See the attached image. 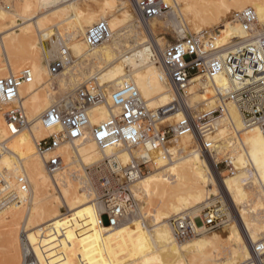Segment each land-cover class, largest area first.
<instances>
[{
    "label": "bare ground",
    "instance_id": "obj_1",
    "mask_svg": "<svg viewBox=\"0 0 264 264\" xmlns=\"http://www.w3.org/2000/svg\"><path fill=\"white\" fill-rule=\"evenodd\" d=\"M102 1L104 5L98 10L84 9L81 0L7 2H16L20 10L14 4L8 8L0 4V77L26 68L33 77L20 88L30 125L17 128L8 122L10 105L0 103V235L5 244L1 247L6 246L0 263L252 264L243 231L248 230L254 240L264 236V187L259 185L264 184V131L258 125H247L238 105L231 100H226L225 113L215 115L211 130L207 129L202 137L212 148V155L199 149L193 134L183 135L170 147L175 154L173 160L159 156L152 166L154 171L133 182L134 195L142 193L145 198L140 206L142 221L152 218L148 230L145 228L147 234H135L140 218L135 213L116 226L110 224L107 204L96 187L99 179L87 170L112 157L114 169L121 173L133 157L140 155L137 150L124 146L103 149L89 136L75 144H64L60 148L63 166L54 174L49 172L36 143L53 133L43 124L42 116L52 105L92 81L108 101L113 90L133 82L149 108L162 111L165 124H175L182 117L172 108L174 93L157 61L158 51L169 45L158 35L164 27V13L144 22L136 9L138 0H132L139 21L135 23L129 0ZM162 2L170 7L179 39L192 29L208 39L203 44L213 48L234 42L247 33L237 14L248 8L255 11L264 30V0H210L205 6H196L192 0ZM115 5H121L123 11L121 16L111 18L109 11ZM48 13L61 19L59 23L73 19L68 22L69 30L62 24L65 30L60 31L58 22L51 23L55 18ZM96 21L108 22L113 35L91 47L85 35ZM17 26L20 27L15 30ZM211 27L214 30H205ZM63 50H68L65 67L51 74V63L60 58ZM232 89L225 71L216 73L211 80L196 75L184 98L194 114H211L220 105L219 94L226 97ZM109 115L107 103L102 102L89 111L90 123L98 125ZM227 155L237 167L233 174L216 170L220 157ZM21 177L28 181L27 194L20 190ZM219 192H225L221 204L224 212L229 214L227 203L237 207L236 220L225 224L226 233L207 236L208 232H204L178 241L171 216L185 211L197 214L216 203ZM11 193L22 200L8 201ZM6 211L12 217L9 222ZM138 253L141 254L133 257ZM120 257L126 261L119 262ZM127 257L132 259L127 261Z\"/></svg>",
    "mask_w": 264,
    "mask_h": 264
},
{
    "label": "built area",
    "instance_id": "obj_2",
    "mask_svg": "<svg viewBox=\"0 0 264 264\" xmlns=\"http://www.w3.org/2000/svg\"><path fill=\"white\" fill-rule=\"evenodd\" d=\"M136 9L141 20L145 22L162 15L169 7L162 0H138ZM237 17L247 33L234 42L213 48L210 44H203L208 39H204L202 34L191 32L182 39L171 41L156 54L174 93L172 108L182 114L175 124H165L161 119L162 111L150 109L138 87L128 81L113 90L110 101L106 100L92 81L48 108L42 116V122L46 127L52 128L53 133L36 143L49 172L54 174L63 166L60 148L64 144H75L77 140H84L89 136L103 149L124 146L129 150H137L140 155L133 157L121 173L114 169L116 162L112 157H106L94 167L87 168L98 177L99 183L96 187L99 196L107 204L110 224L116 226L128 214L135 213V216L144 217L132 184L155 166L159 156L174 159L175 154L170 147L176 138L193 134L199 149L212 155V148L203 142L202 137L207 129L211 130L215 115L225 113L226 100L238 105L247 125H258L264 131V30L251 8L239 12ZM112 35L113 31L108 22L99 21L87 29L85 39L93 47L109 40ZM67 54L68 50H63L60 58L51 63V74L58 73L65 67ZM221 71L229 75L233 84L232 92L226 97L219 94L220 105L211 114H194L184 98L191 79L198 75L202 80H211ZM32 78L28 68L17 74L0 77V103L10 105L6 117L17 128L30 125L26 108L20 98V88L24 83L31 82ZM102 102L107 103L110 115L93 126L89 111ZM221 157L216 170L219 173H222L220 169L228 174L235 173L237 167L229 155ZM221 165L225 167L222 168ZM27 182L24 177L18 181L20 190L25 194L28 193ZM259 185L264 187L262 183ZM218 195L216 203L205 207L198 214L185 211L171 218L173 234L178 241L219 230L226 223L236 220L234 212L237 207L227 203V214L221 207L225 192H219ZM9 197L8 201L22 200L16 193H11ZM243 235L251 254L249 261L252 264H264V236L254 240L246 229ZM25 264L36 263L26 261Z\"/></svg>",
    "mask_w": 264,
    "mask_h": 264
},
{
    "label": "rangeland",
    "instance_id": "obj_3",
    "mask_svg": "<svg viewBox=\"0 0 264 264\" xmlns=\"http://www.w3.org/2000/svg\"><path fill=\"white\" fill-rule=\"evenodd\" d=\"M1 2H0V4H2L3 6H5V7H10L11 5H13L14 4V7H15V9L16 10H20V7L18 6V4L16 3V2H13V4L11 3V4H7V2L8 1H11V0H0ZM193 1V3L196 5V6H201V5H203V6H205V4H207V3H209V1L210 0H192ZM81 2H82V6H83V4H84V9H91V10H98V9H100L101 8V6H103L104 5V1H95V0H90V2H85V0H81ZM129 2L131 3V6H132V0H129ZM16 4V5H15ZM9 5V6H8ZM87 7V8H86ZM131 12H132V15H133V19H135L136 21H135V23H139V21H137L138 20V18H137V16H136V14H135V11H134V8H133V6H132V8H131ZM86 11V10H85ZM122 11H123V7L121 6V5H115V7L114 8H111V10L109 11V17H111V18H115V17H118L120 14H122ZM169 11H170V7H169V10L168 11H166V12H164V16L162 17V20L164 21V27L163 28H161L162 30H160L159 32H158V35H159V38H161L165 43H166V46L168 45V44H170L171 43V41H174V40H177V39H179L178 37V34H177V32H176V30H175V28H174V23L172 22V21H174V20H172L171 19V17H170V14H169ZM40 13H44V11L43 12H41V10L39 11ZM45 13H46V11H45ZM233 14V13H232ZM232 14L229 16V18L230 17H232ZM48 16H53L52 14H49L48 13ZM121 16V15H120ZM52 18H55L54 19V21H52L51 23H57L58 21H61V19H59V18H56V17H52ZM181 19V18H180ZM226 21L228 20V19H225ZM225 20H223L221 23H224L225 22ZM68 22L69 23H72L73 22V19H70V20H68V21H65V24H64V22L63 23H59L58 22V25H57V28L58 29H60V31H61V29H63L61 26H63L62 24H64V26H66L67 28H68V30H69V26H67L68 25ZM97 22V21H96ZM141 23V22H140ZM61 25V26H60ZM219 25V24H218ZM19 27L20 26H17L16 28H15V30H17V29H19ZM63 30H65V28L63 29ZM205 30H214V27H211V28H206ZM204 30V31H205ZM191 32H194V33H197L196 31H194V30H192L191 29ZM203 32V31H202ZM4 64V62H2V65ZM24 68H26V67H24ZM24 68H22V69H24ZM80 87V86H79ZM78 88V87H77ZM76 88V89H77ZM73 90V89H72ZM66 93H68V92H66ZM64 94V93H63ZM60 97L59 98H61L63 95H62V93H60V95H59ZM222 158V157H221ZM219 160H221V159H219ZM222 166V165H221ZM155 167V166H154ZM154 167H152V169L150 170V172H153L154 171ZM225 167V165H223L222 166V168H224ZM149 172V173H150ZM146 174H148V173H146ZM139 195V196H138ZM137 195V198L140 200V206L142 207V205L144 204V196L142 195V193H139ZM155 199H156V201H158V199H159V197H157V196H155ZM147 207H149V206H147ZM150 207H152V206H150ZM145 209H147L146 207H145ZM204 209V208H203ZM202 209V210H203ZM62 210H63V212H65L66 211V209L65 208H63L62 207ZM147 210H150L151 212H152V210H154L153 208H151V209H147ZM201 210V211H202ZM200 211V212H201ZM154 212V211H153ZM199 212V213H200ZM25 213V212H24ZM4 214H5V216L7 217V222H9V221H11L12 220V217L10 216V213L8 212V211H6V212H4ZM198 214V213H197ZM153 214L151 213L150 214V216H152ZM175 215H177V214H174V215H172L171 217H173V216H175ZM170 217V218H171ZM169 218V219H170ZM151 217H148V218H146L145 220L143 219V221H142V218H139L138 219V227L139 226H141L139 229H138V227H134V230H135V234L136 233H140V232H143L144 234H147L146 232H145V228H147V230H148V226H150L151 225ZM168 219V220H169ZM145 223V224H144ZM146 225V227L144 226V225ZM228 225V224H227ZM227 225H225V226H223V227H221L219 230H216V231H211V232H208V233H206L207 234V236H211L213 233H219V234H221V235H224L225 233H226V229L228 228V226ZM20 226H22V222H21V224L19 225V227ZM146 230V231H147ZM2 235V236H1ZM0 235V250L2 249L3 250V252H2V250L0 251V259H1V254L2 253H5V247H1V246H4L5 244H4V236H3V234H1ZM260 236H263V235H260ZM1 243H3V245L1 244ZM6 254H7V252H6ZM141 253H138V254H135L133 257H137V256H139ZM131 259H132V257H130ZM129 257H127V261H130L131 259H130ZM118 261L119 262H124V261H126V259L124 260V259H122V257H120V258H118ZM1 264V263H0Z\"/></svg>",
    "mask_w": 264,
    "mask_h": 264
}]
</instances>
